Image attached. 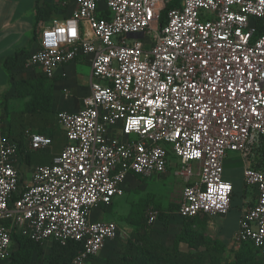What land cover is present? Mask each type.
Segmentation results:
<instances>
[{"label": "built area", "instance_id": "built-area-1", "mask_svg": "<svg viewBox=\"0 0 264 264\" xmlns=\"http://www.w3.org/2000/svg\"><path fill=\"white\" fill-rule=\"evenodd\" d=\"M73 1L69 17L40 25L28 66L54 78L87 59L89 93L81 109L57 113L67 144L51 164L33 166L30 181L0 119V261L10 259L17 233L42 244L78 242L72 263H90L119 234L116 222L93 220V210L123 196L130 175H165L170 154L185 182L179 215H226L234 190L226 157L264 149V0H181L164 24L166 0ZM25 141L31 152L53 144L30 128ZM257 162L244 169L257 201L242 214L232 247L250 241L264 257V162ZM157 220L151 208L146 223Z\"/></svg>", "mask_w": 264, "mask_h": 264}, {"label": "trees", "instance_id": "trees-1", "mask_svg": "<svg viewBox=\"0 0 264 264\" xmlns=\"http://www.w3.org/2000/svg\"><path fill=\"white\" fill-rule=\"evenodd\" d=\"M180 6L181 0H170L161 13L160 23L166 22L169 10L180 8ZM35 8L37 27L42 11L38 3ZM29 51V48L21 49L4 60V68L9 73L16 96L22 99L30 97L25 102L24 110L11 114L6 135L19 145L23 161L30 164H51L53 157L40 155L38 158L31 159L33 153L27 150L25 141V131L30 127V129L37 128V132L50 137L56 149L60 150L67 144L66 133L61 129L57 112L52 107L55 79L47 78L42 74L29 79L15 78L16 73L25 69L30 57ZM261 157L264 161V149H261ZM233 196L234 194L231 202ZM153 209L159 211V220L167 224L169 214L167 210L174 211L177 206L172 205L168 209H163L155 202ZM145 211V204H135L125 220L135 226L142 224L143 221L145 223ZM182 219L181 230L174 236L171 244H165L149 233L136 229L128 237L122 254L107 258L105 264H264V258L250 241L243 242L238 249H232L231 255L227 254L226 243L206 235L209 215L199 214L192 218L182 217ZM15 239L17 247L13 249L8 264H41L43 262L44 245L42 243L17 233L13 235V241ZM52 242V251L47 264H73V258L79 253L81 245L73 240H68L65 244L56 240ZM181 245H185L186 249H182Z\"/></svg>", "mask_w": 264, "mask_h": 264}, {"label": "crops", "instance_id": "crops-1", "mask_svg": "<svg viewBox=\"0 0 264 264\" xmlns=\"http://www.w3.org/2000/svg\"><path fill=\"white\" fill-rule=\"evenodd\" d=\"M169 2L170 0H166V6ZM37 3L39 4L40 10L42 11V17L40 18L39 24L37 26L38 27L37 37H34L33 32H35L37 28L35 24L36 23L35 6ZM102 7H104L103 4ZM74 8H75V4L73 0H0V119L3 123V129H5V133L9 128V121L8 123L6 121L4 122L3 117H1L5 112L4 99H6V97L10 95V91H12L15 94V89L13 88V84L10 80L9 73L4 68V60L9 56H13L17 51L24 48H29L31 53V51H33L37 46L40 25H49L52 23V20L54 19L63 20L71 15L72 10ZM106 13L107 12H103V14ZM28 65L29 64L27 61V65L25 69L16 73L15 75L16 79L21 78L18 77L20 73L28 74L31 75L32 77L33 76L35 77L36 75L40 76L42 74L40 72V69L29 67ZM63 73H65L64 76ZM91 73H92V69L87 59H79L74 62L67 63L59 68L55 77L53 78L55 79V84L53 90L52 107L55 112L58 113L59 111L62 110L74 112L83 107V100L85 96L88 95L89 93ZM18 99H22V98L18 97ZM36 129L33 128L32 130L37 131ZM61 129L63 130L62 127ZM63 148H61L60 150L56 149V147L54 148L52 144V147H50V149L40 152H42L41 155H45L46 157H55L57 154L60 153V151ZM20 157H22V155ZM257 159L259 161L262 160L261 151L254 153V155L251 157H245L244 155L238 152H230L225 159L224 178L232 183L234 188L233 190L234 196L231 202L230 210L226 215L209 216V227L211 229L216 228L217 229L216 232H220L223 233L224 235H228L232 237V239L234 234L238 231L241 214L244 213L246 209L253 206L257 201L256 187L247 184L244 178L245 167L253 165V163L257 162ZM20 161L21 162L19 166H20L21 177L24 181H30L32 176V167L38 164L35 163L30 164L28 162L23 161V159H21ZM24 163H27V165H29L28 168L30 173L26 177L22 175ZM179 166H180L179 159L174 155L170 154L169 169L174 170V175L177 178H180V180H182L183 183H185L182 177L177 174ZM157 177L159 176L155 175L149 178L152 179ZM138 178L146 179L144 177L134 176V175H130L128 177L126 192L128 191V186L129 185L132 186L133 183H136ZM237 183H240L243 186V200H241L240 202L241 204L239 206V212L235 213V215L232 216L230 215V212L233 210L234 207L235 195L237 194L236 192ZM246 185L254 188L256 192V201L254 202V204L253 203L250 204L252 202L250 201L249 206H246L248 205V203L244 199V197L247 198L249 192ZM120 197H116L111 204L101 205L99 208L94 209L92 212V219L103 220L107 222L109 221L115 222V220H113L112 217L114 216V214L115 215L117 214L116 209H117V205L119 204L117 198ZM105 206L108 207L105 208ZM148 210H150V208ZM179 217L182 218L180 215ZM159 221L160 220H157L155 224H157ZM145 222H146V215H145ZM118 226L120 232L121 227L120 225ZM105 248L106 245L99 252V254L103 252ZM110 257H115V256L111 255L102 258H104L106 261V259ZM96 258L92 259L89 264H97V262H100Z\"/></svg>", "mask_w": 264, "mask_h": 264}, {"label": "rangeland", "instance_id": "rangeland-1", "mask_svg": "<svg viewBox=\"0 0 264 264\" xmlns=\"http://www.w3.org/2000/svg\"><path fill=\"white\" fill-rule=\"evenodd\" d=\"M38 34V27L36 28L35 32H33V36ZM30 52V51H29ZM18 77L29 79L33 78L31 75L20 73ZM37 77V75L35 76ZM29 98L18 99L16 93L14 94L10 91V95L4 99V114L1 116L4 119V122L10 121L12 112L21 111L25 108V102L28 101ZM42 152H34L33 157L38 158ZM23 172L22 175L26 177L30 172L27 163L23 164ZM185 183H183L180 178H177L174 175V170L168 169L166 175L159 176L157 178H138L136 183H133L132 186H128V191L123 197L117 198L118 204L117 205V214L112 217L115 222L118 223L121 227V231L119 232L118 236L114 240H108L106 242V248L103 252L97 255V258L100 262L97 264H105V259L102 257L114 255L118 257L122 254L128 237L131 235L133 231L139 229L143 232L149 233L153 238L162 241L165 244H171L173 241L174 236L179 232L182 227L183 219L178 215V209L181 201V195L184 188ZM247 189L249 190L247 198L244 197L245 201H247L249 206L250 204H254L256 201V192L254 188L246 185ZM235 195V202L233 210L230 212V215L234 216L235 213L239 212V206L241 200H243V186L240 183H237ZM250 201H252L250 203ZM160 204L163 209H168L172 205L177 206V209L174 211L167 210L168 214V223L165 224L163 221H159L157 224L148 225L146 222L138 226L130 224L126 221V217L128 216L129 212L133 205L141 203L145 204V215L149 211L148 209L154 207V203ZM250 203V204H249ZM113 206V205H112ZM245 206V208H246ZM114 207V206H113ZM116 208V207H115ZM113 212V211H112ZM243 212V211H242ZM243 214V213H242ZM241 214V217H242ZM240 217V220H241ZM239 220V223H240ZM162 222V223H161ZM215 229H211L209 224L206 228V235H210L214 238H217L227 245V254L231 255L232 249V237L228 235H224L223 233L216 232ZM52 241H48L44 243V260L41 264H47L49 255L52 251ZM12 249L17 247V241H13ZM182 249H186L185 245H181ZM111 254V255H110ZM263 257V256H261ZM264 258V257H263ZM8 261H0V264H8Z\"/></svg>", "mask_w": 264, "mask_h": 264}]
</instances>
